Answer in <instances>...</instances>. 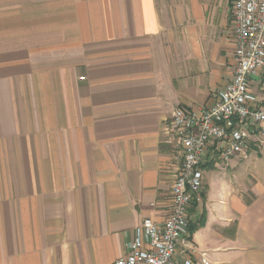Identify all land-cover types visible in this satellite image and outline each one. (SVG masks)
<instances>
[{
  "label": "crops",
  "instance_id": "obj_1",
  "mask_svg": "<svg viewBox=\"0 0 264 264\" xmlns=\"http://www.w3.org/2000/svg\"><path fill=\"white\" fill-rule=\"evenodd\" d=\"M234 52L231 0H0V264H112L163 223L166 124L215 103ZM202 173L188 246L264 264V146Z\"/></svg>",
  "mask_w": 264,
  "mask_h": 264
},
{
  "label": "built area",
  "instance_id": "obj_2",
  "mask_svg": "<svg viewBox=\"0 0 264 264\" xmlns=\"http://www.w3.org/2000/svg\"><path fill=\"white\" fill-rule=\"evenodd\" d=\"M235 39L232 81L215 103L196 111L176 107L166 124L178 168L170 188V210L163 223L144 218L112 264H211L187 243L188 210L202 201V166L219 156L246 157L250 143L264 146V0H231ZM259 79L258 98L251 78ZM182 253L178 255V247Z\"/></svg>",
  "mask_w": 264,
  "mask_h": 264
},
{
  "label": "trees",
  "instance_id": "obj_3",
  "mask_svg": "<svg viewBox=\"0 0 264 264\" xmlns=\"http://www.w3.org/2000/svg\"><path fill=\"white\" fill-rule=\"evenodd\" d=\"M188 230L190 231V226H188Z\"/></svg>",
  "mask_w": 264,
  "mask_h": 264
}]
</instances>
